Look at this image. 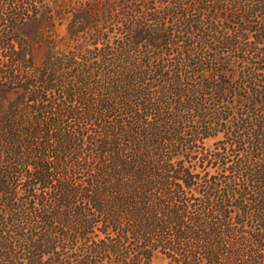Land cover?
I'll use <instances>...</instances> for the list:
<instances>
[{
    "label": "trees",
    "instance_id": "16d2710c",
    "mask_svg": "<svg viewBox=\"0 0 264 264\" xmlns=\"http://www.w3.org/2000/svg\"><path fill=\"white\" fill-rule=\"evenodd\" d=\"M4 1L0 264H264V0Z\"/></svg>",
    "mask_w": 264,
    "mask_h": 264
},
{
    "label": "rangeland",
    "instance_id": "374dc122",
    "mask_svg": "<svg viewBox=\"0 0 264 264\" xmlns=\"http://www.w3.org/2000/svg\"><path fill=\"white\" fill-rule=\"evenodd\" d=\"M3 1L4 0H1L0 3L3 4ZM5 2V1H4ZM57 31L58 33L60 34V36L64 35L65 33V28L64 26H58L57 27ZM35 58H36V63H40L43 59V50L42 49H37L36 50V55H35ZM212 143H213V140H210L206 143L207 146H212ZM154 264H167V261L165 259H163L161 256H157L155 259H154Z\"/></svg>",
    "mask_w": 264,
    "mask_h": 264
}]
</instances>
